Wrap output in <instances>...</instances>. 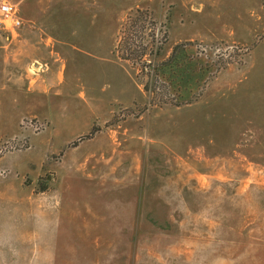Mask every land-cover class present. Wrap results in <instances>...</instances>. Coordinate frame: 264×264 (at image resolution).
I'll return each instance as SVG.
<instances>
[{"label":"rangeland","instance_id":"1","mask_svg":"<svg viewBox=\"0 0 264 264\" xmlns=\"http://www.w3.org/2000/svg\"><path fill=\"white\" fill-rule=\"evenodd\" d=\"M2 3L0 51L25 30L65 69L37 109L0 88V264H264V0ZM178 45L212 66L182 105Z\"/></svg>","mask_w":264,"mask_h":264},{"label":"crops","instance_id":"2","mask_svg":"<svg viewBox=\"0 0 264 264\" xmlns=\"http://www.w3.org/2000/svg\"><path fill=\"white\" fill-rule=\"evenodd\" d=\"M23 31V35L19 37L6 38V52L0 51V88H3L5 84L11 85L16 93V102H26L27 105H30V102H32L35 106L34 108L37 109L39 107V101L35 94H41L52 89L56 97L57 94L59 97L62 95V91H59L58 88L60 85H63L64 82L63 73L65 65H63V69L61 70V68L51 60L54 51L48 48V40H51L50 37L28 36L26 35V31ZM57 43L60 44L59 42ZM55 54L57 56L61 55L59 51H56ZM38 61H51L52 66L50 73L43 76L47 78V82H44L43 78L41 82L38 81L37 84L33 86L32 81L34 79L30 76L29 71L32 62ZM106 61L119 71H122L107 57Z\"/></svg>","mask_w":264,"mask_h":264},{"label":"trees","instance_id":"3","mask_svg":"<svg viewBox=\"0 0 264 264\" xmlns=\"http://www.w3.org/2000/svg\"><path fill=\"white\" fill-rule=\"evenodd\" d=\"M212 66L191 45H178L170 58L156 66L153 74L177 104L189 103L210 77Z\"/></svg>","mask_w":264,"mask_h":264},{"label":"built area","instance_id":"4","mask_svg":"<svg viewBox=\"0 0 264 264\" xmlns=\"http://www.w3.org/2000/svg\"><path fill=\"white\" fill-rule=\"evenodd\" d=\"M21 26L22 19L19 16L18 10L9 3H2L0 5V30L14 35L17 34ZM34 70H36L37 73H42L46 70V67L37 65Z\"/></svg>","mask_w":264,"mask_h":264}]
</instances>
